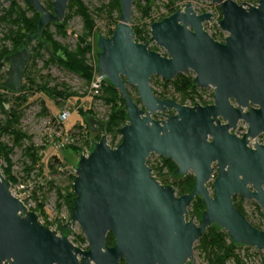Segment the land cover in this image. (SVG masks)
Listing matches in <instances>:
<instances>
[{"label":"water","instance_id":"water-1","mask_svg":"<svg viewBox=\"0 0 264 264\" xmlns=\"http://www.w3.org/2000/svg\"><path fill=\"white\" fill-rule=\"evenodd\" d=\"M11 1L0 0V8ZM24 1L39 14L36 32L0 62V68L9 64L3 85L15 92L23 88L32 58L28 42L46 24L61 23L68 3L52 0L49 10L42 0ZM136 1L119 0L112 33L106 36L100 29L96 38L95 75L125 102L120 142L112 147L103 134L87 155H79L63 233L45 226L12 193L0 170V264H197L194 243L212 225L227 232L234 245L264 250V230L233 203L236 195L254 200L264 214V140L255 138L264 134V0H210L220 11L223 41L204 25L211 9L199 13L188 0L153 18L145 43L135 41L131 27ZM153 44L158 51L149 49ZM189 71L195 86L212 88L210 104L153 93L152 76L171 80ZM128 86L136 89L140 104ZM239 120L247 124L246 130L244 124L239 128V134L245 130L241 136L232 132ZM88 122L92 127L93 120ZM150 154L171 159L177 176L191 173L192 190L176 195L173 185L161 184L147 164ZM195 197L205 205L198 221L187 215ZM72 223L80 227L86 246L74 244L68 234ZM107 233L114 238L110 247Z\"/></svg>","mask_w":264,"mask_h":264},{"label":"rangeland","instance_id":"rangeland-1","mask_svg":"<svg viewBox=\"0 0 264 264\" xmlns=\"http://www.w3.org/2000/svg\"><path fill=\"white\" fill-rule=\"evenodd\" d=\"M15 1L21 7L24 6L23 0H12ZM11 1V2H12ZM46 5L52 2V0H42ZM83 5L87 8L90 15L92 16L94 23L93 34L88 38L93 44L92 50L88 56L89 63L96 62V54L98 48L96 46L97 35L102 29L104 35H107L109 29H111L116 22H118L117 12L108 13V7L110 0H81ZM170 0H151L152 6L149 10L148 15H145L144 0H140L139 4L133 5L132 15H131V26H136L144 29L148 37L149 26L153 18L161 17L167 14L165 4L170 5ZM172 6L176 9L180 8L182 5L186 4L188 0H171ZM234 1H244L247 0H234ZM256 1V0H251ZM192 6L196 10H201L204 7L210 6L215 14H219L220 11L218 6L211 2L210 0H190ZM9 3H5L0 8V15L3 13L1 9L7 8ZM68 11H66L67 13ZM30 13H28L29 15ZM221 17V15H220ZM56 24L49 25V32L52 37L59 41L60 43L74 48L76 44L77 37L83 33V21L80 16L70 12V16L66 22L65 35L57 32ZM5 32V25H0V38ZM212 36L218 35V31H210ZM221 35V34H220ZM214 36V37H215ZM221 38V36H219ZM37 41H42L38 39ZM36 40L30 42L28 45L32 49V58L28 62L30 71L34 74L35 82L41 85L42 82H47L48 85H53L57 82H63L69 87L71 91L77 92L79 97L70 98L66 101H59L58 103L51 98L47 97L45 94L33 88L32 93H26L27 102L20 106L19 110L21 112L20 119L17 128L25 133L28 138L23 139L18 145L13 144V139L10 134H3L1 141L6 143L11 152L9 155L11 162V174L16 177V182H22L27 186V190L31 194L30 199L27 203H30V208L35 210L39 215L40 220L46 225H53L55 230L59 233L63 230V225L70 221V209L68 205L63 201V199L58 198L56 194V188H65L69 181L70 176L74 175V168L79 155L87 149H90V145L83 146V137L87 136V139L92 142L96 136L103 135V122L106 120V116L109 111V106L106 105L101 98L98 96H92L90 94L88 85L79 76L70 73L55 64L44 65V60L46 59L45 50H42L41 56L36 55L34 63L31 64L33 56L36 54L33 50L36 45ZM47 50H50L49 45H47ZM2 61V60H1ZM0 61V62H1ZM9 64L5 63L0 68V92L5 93L3 86L4 78L6 76V71ZM185 74H192V72H187ZM162 79L159 76H153L149 81L150 86L157 93H161L166 97H174L177 100H181L180 96L173 94L172 89L168 86L164 91H162ZM23 88L17 93L12 95H7L9 103L4 105V108L8 110L10 104L14 103V96L18 93H23L26 91L28 83L23 79ZM105 85L103 82L102 87ZM132 95H136V92L131 89ZM198 94L194 95L192 98H186L184 101L193 102L194 98L199 101H205L212 98L213 90L212 88H199L197 89ZM69 111V116L62 120L60 115L63 112ZM90 111V112H88ZM168 113H172V110H168ZM157 119H162L161 115H154ZM92 119V127L88 126L89 120ZM5 120L4 114L0 109V125L3 124ZM102 126L99 127V125ZM80 126V127H79ZM70 136V139H65V136ZM109 139V136H107ZM120 136L118 135V138ZM72 144L75 146H82L80 151L72 150L68 148L67 145ZM32 145L33 148L37 149V156L39 160L34 166L30 164V159L24 153L25 147ZM41 148V149H40ZM54 158H57L55 161ZM149 163L154 164L155 155L150 154L147 158ZM146 160V161H147ZM5 163L0 161V170L5 167ZM30 168V169H28ZM164 170V169H163ZM166 174V171L163 172ZM167 183L174 185L175 177L172 175H165L161 178ZM178 179V178H177ZM15 182V183H16ZM16 183V184H17ZM56 187V188H55ZM11 190L15 194V184L11 186ZM241 206L244 213L248 219L258 226L261 230H264V214L259 208L257 209V203L254 200L240 199ZM39 206L41 209L36 208ZM37 210V211H36ZM43 212V213H42ZM193 216L197 221V215L190 213V206L188 207V214ZM82 234L80 227L76 223H72L69 235L72 236L74 242V236L77 234ZM76 244V243H74ZM77 245V244H76ZM84 246V245H83ZM194 251L196 256L197 264H209L206 260L205 252L198 246L197 241L194 243ZM235 253L243 261L244 264H263L264 262V250H256L250 247H244L238 245L235 249ZM226 264H233L232 260H227Z\"/></svg>","mask_w":264,"mask_h":264},{"label":"trees","instance_id":"trees-1","mask_svg":"<svg viewBox=\"0 0 264 264\" xmlns=\"http://www.w3.org/2000/svg\"><path fill=\"white\" fill-rule=\"evenodd\" d=\"M139 1L133 3V5L139 4ZM24 8L18 5L15 1L9 3L8 7L5 9H1L3 13L0 15V25H5V32L0 38V61L4 59V57L11 52L20 49L22 47V42L30 35H33L37 29V21L39 18V14L34 12L28 4L23 0ZM170 5L165 4L167 14L169 15L176 11L177 9L172 6V1ZM152 6V2L150 0H144L145 15H148L149 10ZM108 7V13L117 12V18L119 17L120 6L119 0H110ZM47 9H51V3L46 5ZM219 9V8H218ZM67 13H65L64 19L61 23H57L55 25L57 32L65 35V26L66 22L70 16V12L73 11L76 15L80 16L83 21V33L77 37L76 44L74 48H70L67 45L60 43L52 37V34L49 32V25L46 24L44 29L41 32V35L36 39H42V41H37L34 47L35 55L31 61V64L34 63V59L36 55L41 56L42 50H45L46 59L44 60V65L55 64L58 67L73 73L84 80V82L89 85L90 81L93 78L95 71V63L88 62L89 53L92 50L93 44L88 38L93 34L94 23L92 16L90 15L87 8L83 5L81 0H68L67 3ZM28 13H30L28 15ZM117 22L114 26L108 30L107 35L109 36ZM132 27V26H131ZM135 41L145 43L149 40L147 32L139 27H132ZM214 37V36H213ZM215 38V37H214ZM30 42H28L29 44ZM47 45H49L50 50H47ZM149 49L158 51V47L154 44L149 46ZM164 54V53H163ZM31 65L25 68L24 79L27 81L28 85L25 88L26 91L23 93H18L14 96V103L10 104L8 110L4 108L6 103H9V99L7 95L17 93L13 91L11 88L4 86L5 93L0 92V109L4 114L5 120L2 125H0V161L5 163V167L1 168V172L7 181L10 182L11 186H13L16 182V177L11 174V162H10V152L11 148L8 145L1 141L2 135L10 134L13 139V144L18 145L23 139L28 138V136L21 132L18 128V122L20 119V106L27 102L26 93H32L31 91L36 86V90L45 94L47 97L56 101H66L70 98L79 97V94L75 91H71L67 85L63 82L54 83L52 86L48 85L47 82H42L41 85L35 82L34 74L30 71ZM153 77V76H152ZM150 78V80L152 79ZM105 85L102 87L101 94L98 96L102 99V101L109 106V111L106 116V120L103 122V133L106 136H109V145L114 147L120 142V137L118 138L117 129L122 126L127 121L126 116V107L123 97L120 95L118 90L113 88L108 81L104 80ZM162 91H164L168 86L171 87L173 94H178L182 101L186 98H192L194 95L198 94V87L193 84V75L179 73L171 80H162ZM131 89L136 92V89L133 86H128L127 91L129 95L133 98V100L140 104L139 98L136 95H132ZM153 93L159 97L164 99L166 96L157 93L153 90ZM199 95V94H198ZM182 101H180L182 103ZM205 104L204 102H202ZM90 112V111H88ZM156 118V117H154ZM157 119V118H156ZM89 128L90 125L88 124ZM80 127V126H79ZM101 136H96L95 141L90 142L87 139V136L84 135L82 145L88 146L93 142L99 140ZM68 148H71L75 151H80L82 146H75L72 144L67 145ZM38 149V148H37ZM37 149L33 148L32 145H28L25 147L24 153L30 159V164L34 166L36 162L39 160L37 156ZM41 149V148H40ZM57 158H54L55 161ZM147 164L152 170V174L154 177L159 180V182L163 185H167L165 180H161L159 178L164 177L165 175H172L176 179L174 181V185L172 186L177 195H182L189 193L194 186V176L191 173L186 174L185 176H177L174 171L176 169V164L171 159H165L158 156L154 162V164L149 163L147 160ZM166 169V174L162 172L163 169ZM30 169V168H28ZM178 178V179H177ZM70 181L65 188H56V194L58 198L63 199L65 203L68 205L69 209L72 205V200L74 194L72 192V182L74 179V175L70 176ZM235 207L243 213L244 210L241 206L240 201H236V198L233 197ZM257 209L258 206H256ZM36 208L41 209L38 205ZM205 205L201 198L195 197L190 205V213L193 215H197V219H199L201 212L204 210ZM35 211V210H34ZM37 211V210H36ZM43 213V212H42ZM39 216V215H38ZM40 218V217H39ZM248 219V217L246 216ZM249 220V219H248ZM249 222L252 223L250 220ZM43 224L47 226V223ZM48 227V226H47ZM260 229V228H259ZM74 243L78 246L86 245L85 238L82 234H77L74 236ZM198 246L205 252L206 260L209 264H226L227 260H232L233 264H244L243 261L239 258V256L235 253V249L238 245H234L229 240L227 232L218 228L214 225L208 227L197 240ZM114 244V238L111 233H107L106 235V245L112 246ZM123 262L121 261L120 264ZM264 264V262H263Z\"/></svg>","mask_w":264,"mask_h":264},{"label":"built area","instance_id":"built-area-1","mask_svg":"<svg viewBox=\"0 0 264 264\" xmlns=\"http://www.w3.org/2000/svg\"><path fill=\"white\" fill-rule=\"evenodd\" d=\"M258 0L254 1L257 2ZM244 2V1H242ZM183 6V5H182ZM182 6L180 8H182ZM210 6L204 7L201 10H197L199 13H202L204 11H206L207 9H209ZM211 9V8H210ZM212 11V9H211ZM213 12V11H212ZM220 19V13L219 14H215L213 12L212 18H210V20H207L204 22V25L207 27V29L209 30V32L213 29V31H218V35L217 37L215 36V38L218 41H223V38L226 36V33L221 31L217 25L218 20ZM221 34V35H220ZM212 35V34H211ZM221 36V38L219 37ZM104 79H102L101 77H98L95 75V71H94V75L92 80L90 81L89 85H88V89L90 94H92V96H99L101 94L102 91V85H103ZM193 102H199V100H197L196 98L193 99ZM69 116V111H65L60 115V118H62V120L66 119ZM70 139V141H72V138H70V136H65V139ZM89 150H85L86 155L88 154ZM155 155V154H154ZM157 155H155V160H156ZM17 183V182H16ZM15 183V194L12 193L19 198L26 206H28L30 208V203H27V201L30 199L31 194L29 193V191L27 190V186L25 184H23L22 182H18L17 184ZM28 199V200H27ZM86 246V245H84ZM246 247V246H244ZM252 249H255L253 247H250Z\"/></svg>","mask_w":264,"mask_h":264},{"label":"flooded vegetation","instance_id":"flooded-vegetation-1","mask_svg":"<svg viewBox=\"0 0 264 264\" xmlns=\"http://www.w3.org/2000/svg\"><path fill=\"white\" fill-rule=\"evenodd\" d=\"M213 94V93H212ZM178 102V101H177ZM203 102V101H202ZM212 102V98L211 99H208V100H205L204 101V103L205 104H203V103H200L201 105H207V104H210ZM179 104H182L181 102H178ZM182 105H184V104H182ZM166 114H172V113H168L167 111H166ZM156 115H159V114H156ZM242 124H244V126H245V130H246V128H247V124H245L242 120H239L238 122H237V124H236V128H235V130H233L232 132L233 133H235L236 135H238V136H241L244 132H245V130L241 133V134H239V132H238V130H239V128L242 126ZM257 140H258V142H262L263 140H264V134H262V133H259L256 137H255ZM252 140V139H251ZM251 140H249V143H248V145L249 146H251V144H250V141ZM259 140H261V141H259ZM253 144V143H252ZM157 157H158V155H157ZM156 157V158H157ZM166 171V169L164 168V170H162V172H165ZM159 181V180H158ZM175 194H176V191H175ZM177 195V194H176ZM233 197H235L236 198V201H239L238 200V198H240V199H244V198H242L241 196H239V195H236V196H233ZM233 203H234V200H233ZM258 206V205H257ZM258 208H259V206H258ZM64 231L62 230L61 231V233H63Z\"/></svg>","mask_w":264,"mask_h":264}]
</instances>
